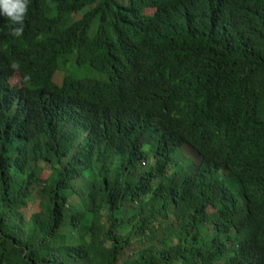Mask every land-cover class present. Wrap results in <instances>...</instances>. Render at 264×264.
<instances>
[{"label": "trees", "instance_id": "trees-1", "mask_svg": "<svg viewBox=\"0 0 264 264\" xmlns=\"http://www.w3.org/2000/svg\"><path fill=\"white\" fill-rule=\"evenodd\" d=\"M13 27L0 264H264V0H28Z\"/></svg>", "mask_w": 264, "mask_h": 264}, {"label": "clouds", "instance_id": "clouds-1", "mask_svg": "<svg viewBox=\"0 0 264 264\" xmlns=\"http://www.w3.org/2000/svg\"><path fill=\"white\" fill-rule=\"evenodd\" d=\"M28 12V0H0V16L10 20L12 25V35L20 37L24 31L25 16ZM16 67V65H13Z\"/></svg>", "mask_w": 264, "mask_h": 264}, {"label": "rangeland", "instance_id": "rangeland-1", "mask_svg": "<svg viewBox=\"0 0 264 264\" xmlns=\"http://www.w3.org/2000/svg\"><path fill=\"white\" fill-rule=\"evenodd\" d=\"M12 84L13 85H19L20 84V78H15V79H13L12 80ZM176 156H178V159H179V161H180V163L181 164H183V163H186V164H188V162L187 161H190V163L189 164H195V162L193 161V159H194V157H193V155L192 154H190V153H188V152H186V151H181V152H177L176 153ZM196 167H194L193 169H195ZM220 175H223V173H221Z\"/></svg>", "mask_w": 264, "mask_h": 264}, {"label": "bare ground", "instance_id": "bare-ground-1", "mask_svg": "<svg viewBox=\"0 0 264 264\" xmlns=\"http://www.w3.org/2000/svg\"><path fill=\"white\" fill-rule=\"evenodd\" d=\"M53 21V20H52ZM19 48V47H18ZM54 48V47H53ZM52 55V54H51ZM112 75V74H111ZM17 128V127H16ZM220 130V129H219ZM112 169V168H111Z\"/></svg>", "mask_w": 264, "mask_h": 264}]
</instances>
